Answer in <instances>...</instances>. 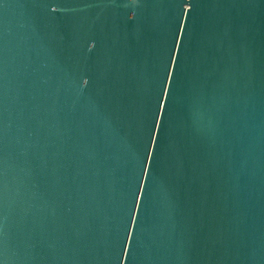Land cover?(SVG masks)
Here are the masks:
<instances>
[{"label":"water","instance_id":"obj_1","mask_svg":"<svg viewBox=\"0 0 264 264\" xmlns=\"http://www.w3.org/2000/svg\"><path fill=\"white\" fill-rule=\"evenodd\" d=\"M0 264H264V0H0Z\"/></svg>","mask_w":264,"mask_h":264}]
</instances>
